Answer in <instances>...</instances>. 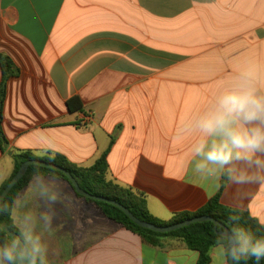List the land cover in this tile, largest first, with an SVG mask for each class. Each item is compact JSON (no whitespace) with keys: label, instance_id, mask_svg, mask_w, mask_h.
I'll use <instances>...</instances> for the list:
<instances>
[{"label":"crops","instance_id":"1","mask_svg":"<svg viewBox=\"0 0 264 264\" xmlns=\"http://www.w3.org/2000/svg\"><path fill=\"white\" fill-rule=\"evenodd\" d=\"M0 55L18 70L0 105V187L14 153L52 145L48 153L91 167L112 143L107 179L144 194L158 219L217 195L264 215V189L221 179L217 190L191 171L194 138L176 137L240 69L264 71V0H0ZM65 183L74 206L57 205L43 233L48 264H197L178 240L143 244ZM30 207L40 210L35 199Z\"/></svg>","mask_w":264,"mask_h":264},{"label":"clouds","instance_id":"2","mask_svg":"<svg viewBox=\"0 0 264 264\" xmlns=\"http://www.w3.org/2000/svg\"><path fill=\"white\" fill-rule=\"evenodd\" d=\"M177 139L193 137L189 164L192 173L204 181L226 180L242 191L256 185L264 189V71L248 66L240 69L202 112L190 116L176 131ZM52 145L37 151L42 158ZM54 155L48 159H54ZM65 181L36 165L27 187L9 202L0 193V216L10 225L0 224L7 237L0 243V264H48V248L43 233L52 230L56 206H74V197L66 191ZM35 199L40 210L30 205ZM264 229V215L255 216ZM232 226L219 225L212 244V264H246L264 261V233L257 235L239 225V216L231 215ZM78 226L79 223H78Z\"/></svg>","mask_w":264,"mask_h":264},{"label":"trees","instance_id":"3","mask_svg":"<svg viewBox=\"0 0 264 264\" xmlns=\"http://www.w3.org/2000/svg\"><path fill=\"white\" fill-rule=\"evenodd\" d=\"M0 68L3 73V78L0 84V105H2L5 99L7 81L9 78L18 75V70L14 66L12 61L4 55H0ZM0 144L3 151H6L8 142L1 130V127ZM110 147L96 160V162L91 167L77 166L69 162L66 157L60 154L48 153L42 158H38L34 153L29 151L14 153L13 173L11 177L1 185L0 193L3 192V190L9 184L11 179L16 175L23 163L31 160H39L64 168L69 173H71L82 190L88 192L91 195L102 196L120 203L125 208H127L136 218L147 223H151L157 226H169L200 216H208L214 218L225 226L231 227L232 222L229 220V217L231 215H237L239 216V221L237 222L239 225L249 228L251 231L257 233V235L264 233V229H260L258 231L259 225L257 223V220L253 219L248 212L223 206L220 203L219 195L212 198L202 209L197 212L179 213L173 216L169 221L158 219L149 211L147 200L144 194L134 191L130 188L122 187L107 179V172L109 168L107 157ZM50 155H54L55 158L48 159V156ZM35 167L36 165L30 166L26 175L13 187V189L7 195L6 199L9 202L18 192H21L27 186ZM41 171L45 173L52 172L54 175L61 177L71 185L65 175L58 171L45 167H41ZM77 196L79 198L85 199L87 202L93 203L98 212L104 214L108 219L114 221L128 231L138 235L141 238L143 244L152 248L163 250L166 248L167 240H178L182 242L189 250L199 253L197 264H210L212 244L216 238L217 230V227L214 225V223H195L190 225L189 227H185L174 232L165 234L156 233L151 230L139 227L123 211L113 205L86 199L78 194ZM0 224L10 225L8 217L0 216ZM7 235V232H0V243L3 242ZM242 264H244V262H242ZM246 264H256V261L249 260L246 262Z\"/></svg>","mask_w":264,"mask_h":264},{"label":"water","instance_id":"4","mask_svg":"<svg viewBox=\"0 0 264 264\" xmlns=\"http://www.w3.org/2000/svg\"><path fill=\"white\" fill-rule=\"evenodd\" d=\"M0 108H1V106H0ZM37 164H39L41 167L49 168V169H52V170H55V171H58V172L64 174L78 195H80L86 199H91L94 201H100V202H104V203L113 205V206L117 207L118 209H120L121 211H123L139 227L151 230V231L156 232V233H162V234L170 233V232H174V231L180 230V229L185 228V227H189L192 224L203 223V222H212V223H214V225L216 227H218L219 225H223L219 221L215 220L212 217H208V216H200V217H197L194 219H189L187 221H183L181 223H177V224L169 225V226H157V225H154L151 223H147L145 221H141L138 218H136L127 208H125L120 203H118L114 200L102 197V196L91 195L88 192L82 190L80 188L78 182L71 175V173H69L64 168H61L55 164L46 163V162L39 161V160H31V161H26L25 163H23V165L20 167V169L18 170L16 175L11 179V181L9 182V184L6 186V188L3 190L2 193L6 194V197H7V195L10 193V191L13 189V187L26 175L29 167L32 165H37ZM260 264H263V261H261Z\"/></svg>","mask_w":264,"mask_h":264}]
</instances>
